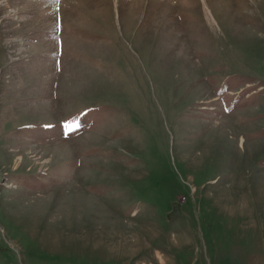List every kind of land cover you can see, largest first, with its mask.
I'll use <instances>...</instances> for the list:
<instances>
[{
	"label": "rangeland",
	"instance_id": "rangeland-1",
	"mask_svg": "<svg viewBox=\"0 0 264 264\" xmlns=\"http://www.w3.org/2000/svg\"><path fill=\"white\" fill-rule=\"evenodd\" d=\"M0 264H264V0H0Z\"/></svg>",
	"mask_w": 264,
	"mask_h": 264
},
{
	"label": "bare ground",
	"instance_id": "bare-ground-1",
	"mask_svg": "<svg viewBox=\"0 0 264 264\" xmlns=\"http://www.w3.org/2000/svg\"><path fill=\"white\" fill-rule=\"evenodd\" d=\"M221 124H222V123H221ZM221 124L218 126V128H217V129H220V130H222V129H221ZM160 260H161V259H160ZM160 262H161V261H160Z\"/></svg>",
	"mask_w": 264,
	"mask_h": 264
}]
</instances>
